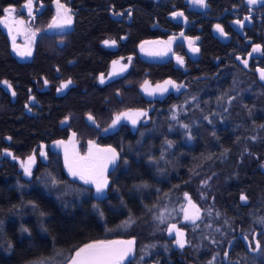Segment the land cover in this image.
Here are the masks:
<instances>
[{"label":"trees","instance_id":"1","mask_svg":"<svg viewBox=\"0 0 264 264\" xmlns=\"http://www.w3.org/2000/svg\"><path fill=\"white\" fill-rule=\"evenodd\" d=\"M168 1L60 0L74 17L73 30L67 37L64 51L68 59L66 67L61 66L63 61L60 60L62 35L45 30L54 15L55 0H34L33 8L38 13L33 26L39 33L30 63L14 59L8 33L0 23V138H11L5 148L22 159L37 152L42 143L51 144L73 133L78 144L91 141L97 125L103 129L111 120L108 104L103 102L104 95L100 96L102 89L93 83L107 71L111 59L131 57L132 61V68L125 76L130 87L116 86L120 94V100L115 99L116 112L125 107V102L137 93L143 81L156 83L171 77L170 68L155 62L157 56L144 63L136 53V46L141 42L161 36L159 27L171 26L166 20L170 13ZM24 3L25 0H0V19L5 15V8L14 6L18 10ZM227 8L230 9V4ZM210 9L213 13L221 12L220 0ZM194 14L200 17L205 13ZM201 25L200 56L187 78L194 82L188 84L185 98L170 109L171 114L178 112V136L176 130L174 132L176 120L160 118L155 110L147 140L148 149L153 153L159 150L154 147L160 145L166 154L167 141L179 144V201L188 193L203 209L201 220L184 228L188 243L179 253L185 261L194 263L203 262L209 247L218 251L232 236L249 235L264 225L259 222L264 218V85H253L250 73L230 61L227 73L232 80L223 88L220 77L219 80L213 77L215 69L219 68L216 62L220 60L223 45L211 36L207 22ZM198 30L197 26L195 31ZM109 38L116 41L113 55L101 46L103 39ZM54 73L58 77H54ZM45 79L48 84H57L60 79H71L73 83L66 95L58 96L55 87L44 90ZM3 81H8L11 88ZM29 90L40 95L35 116L24 113ZM13 92L20 98L14 99ZM89 114L95 118V124L87 121ZM65 122V126L61 125ZM183 124H187L188 129L183 128ZM164 158L172 159L171 156ZM54 162L53 168L36 176L31 199L20 197V201H16L13 191L0 181V264H31L42 258L48 264H64L75 250L88 243L115 237L140 241L143 229L150 224V216L144 212L134 213L129 230L120 233L117 229L125 224L126 215L90 213L88 204H80L82 197L87 199L86 187L62 180L58 162L55 159ZM11 164L10 159H5L0 178L15 176ZM148 165L156 167V164ZM166 171L171 175V171ZM192 173L198 175L196 180L215 175L209 188L211 193L206 198L199 199V189L194 187L196 180L190 176ZM143 176L142 167L132 166L131 172L117 182L118 197L110 206L149 207L136 192L144 190L140 185L155 184ZM51 177L59 181L57 186L45 185L44 181ZM19 193L22 194V189ZM242 194L247 197L246 201L240 199ZM80 208L82 213L75 211Z\"/></svg>","mask_w":264,"mask_h":264},{"label":"flooded vegetation","instance_id":"2","mask_svg":"<svg viewBox=\"0 0 264 264\" xmlns=\"http://www.w3.org/2000/svg\"><path fill=\"white\" fill-rule=\"evenodd\" d=\"M218 2L219 0H207V7L201 8L198 5L192 4L191 0H169L168 4L170 5V13L166 15V20L171 23V26L170 24H165V26L159 27V31L161 33V36L159 38L150 41L146 40L136 46L137 55L145 63L155 56H149L146 55L145 52H142L140 49L141 44L145 45L146 50L165 51L166 46L164 43L145 42H166L172 36L177 37V39L174 40L171 45V52H168L167 55L157 56L155 59V62H157V64L161 66L166 65L168 69L170 68L172 71V76L160 82H151V84L154 87L157 83H163L165 80H172L178 85H183V87L179 91H176L175 89H172L170 87L169 91L164 93L163 96L157 95L154 97H149L141 91V86H139L137 93H135L134 96L128 98V101H126L124 104L125 107L120 111L125 112L142 110L147 112V116H141L135 126H133L131 122H122L110 132L103 131V129L109 127L114 115L120 113L115 111V99L118 98V100H120V94L117 95V93L119 92L116 90V86L123 84L126 87H130L131 84L128 80H126L125 76L128 70L132 68V61H129L128 58L119 59L121 61V65H127L126 71L120 73L119 75L110 76L113 71L112 62L115 61V59H111L108 62L109 66L107 71L103 74L105 83H100V76L95 78L93 82L94 85L102 89L101 94L100 92L99 94L100 96L104 95L103 102L108 104V111L110 110L109 115L111 117V120L105 128H95L94 137L91 141L87 142L88 144L85 149L82 146H79L77 142H75L74 137L68 136L66 139L56 140L51 144L42 143L37 152L33 151L31 154H28L24 158L19 159L16 156L10 157L5 154L6 151L10 152L8 148H5L10 144V140L8 138H0V168L3 169L5 167V159L7 160L8 158L12 161L11 166L15 172V176H13L12 178H5L1 176L0 181L2 185L10 188V190L13 191L16 201H20V197L21 199H26L27 197L29 199L32 198V196L30 195L32 194L31 191L35 186L36 176H40L47 169L53 168L55 159L58 162V167L63 174L62 180L75 182L79 186H82L84 188L86 187V189L88 190L86 196L87 199L85 197H82V201L80 202V204H88V206H90V209H88L90 213L92 212L94 214H97L100 212H107V214L111 216L117 214L124 216L126 215V221H128L129 217L133 216L134 213L144 212L146 213V215L150 216L148 217V219H150V224H148V226L143 229V232L141 233L142 237L139 242L134 238L123 237L99 240H134L135 259L133 260V264H210V261H213V257H215L213 264H264V232L258 234L255 239H253V234L255 232H260L264 228V225L256 228L249 235L236 234L232 236L218 251L215 249L212 250V248L209 247L205 252L203 262L194 263L185 261L182 257L179 256L181 248L175 243V234L173 233V235L170 236L167 233V223L162 224V226H158L154 223L155 219H152V215H157L160 211H164V209L167 208V212L171 213L172 216L177 215L175 220L171 223H176L178 228L182 227L184 231V228L189 225H193L189 224L190 222L183 221V213L182 220H180L179 215V181L181 179L179 176V144L174 143V145H172L171 147H169L168 145L164 146L166 148V154H164L161 150L163 146L159 145L154 147V149L159 148V150H155L156 153H153V151H149L148 148L150 146L147 143V140H149L148 131H150L151 127L153 126L152 117L155 110L156 114H158L160 118H169L172 117L173 114L176 115V128H174V132L176 130L175 135L176 137L178 136V112L171 114L170 109H173L174 105L176 106L178 104V101L183 100V98H185L186 94L188 93V84L194 82V79L187 78L190 77V72L195 69L193 66L200 56L199 51H191L188 45V39L186 38H191L192 40H194V46L199 49L198 44L200 42L199 34L201 32L200 27H202L201 23L207 22L209 28H211V36L221 45H223L220 49V60L216 62V65H219V68L215 69L216 73L213 75V77L218 80L220 77V83L223 85L222 87L226 88L232 80V76H228L227 73V71L229 70L228 62L230 61H234L240 68V70L250 73L253 79V85H264V80L260 79V74L257 71V69H264V5H260L258 3L256 6H252L250 11V6L247 4V0H220V5L223 9L221 10V12L218 11L213 13L210 8ZM229 4L230 9L227 8ZM176 11L183 12L184 16L174 19L173 17H171V14ZM195 12H204L205 14L200 17H195ZM246 15L250 16L251 20L245 21L244 27L241 28L239 25L233 23V21L235 20H242ZM71 17V25L63 28L61 31V35L63 37V55L60 56V60L63 61L61 65L62 67H66L68 64L66 52L64 51L66 49L65 46L67 44V37L69 34H71L74 26V17L73 15H71ZM110 18L115 19V17L113 16H110ZM218 23L221 24V26L224 28L226 36H221L219 32L214 33L215 25ZM197 26L199 30L195 31ZM181 33H183L184 35L181 36ZM104 40L113 39L109 38L103 39V41ZM103 41L101 42V46L103 47V49L107 50L108 54L113 55L115 53V47H106L103 44ZM257 44L261 46V52L252 53V55L249 56V53H251L252 51V47ZM149 46L151 47V49H149ZM10 52L16 61L20 63H30V61L32 60L34 48L32 49V55L25 58L19 57L13 50V48H10ZM177 55L184 58L183 66L177 63ZM237 56H239L240 59H237ZM243 60L247 61V66L242 63ZM50 67L53 68L54 66L51 65ZM119 68L120 65L117 66V71H119ZM143 75L144 77L146 76V71L143 72ZM53 76L58 77L56 73H54ZM40 79L43 80V77H40ZM62 81L67 80L60 79L57 84H48L47 87L44 84V90L47 91L50 90V88L55 87V95L64 96L68 93L69 88L63 90L62 92H57V88L60 86ZM33 82L35 83V80H33ZM5 90H8L6 86ZM225 91L226 89H223V93H225ZM39 92H41V89L39 90ZM13 98H20V95L15 94ZM41 98L44 99L43 97ZM26 100L27 103L24 104V113L27 116H35L37 114V105L40 103V95L36 96L34 95L32 90H29V95L26 96ZM25 105H27L28 107H25ZM165 106H169V108H165ZM29 108L31 109V111H29ZM89 124L92 125L93 123L91 122ZM61 125L65 126L66 122L62 123ZM69 139L71 140L70 148L74 155L78 154L79 156H86L88 147L90 146L89 142H92V144L94 145L92 151L94 154L96 153L97 149H115L118 159L116 160L113 170H107L104 174L107 177L108 186L105 189V193L102 197L98 198L95 195L94 185H86L78 178H73L72 176H70L67 172V169L65 168L62 155L54 151L55 142L61 140L67 141ZM177 141L178 139H175V142ZM41 146H43L42 150L46 153V157L40 156ZM30 155H35V163L32 165V175L29 177L24 175V172L20 168L19 162H24ZM164 156H171L172 159H165ZM13 157H15V159ZM151 163L156 164V167H150L148 164ZM132 166L142 167L144 173L143 178L149 179L151 183L155 184L151 186L148 185V187L143 188V191L136 192L137 196L140 197V199L144 200V204L148 203L150 206L145 208L143 206L133 208L131 206L128 207L126 203L127 207H125L124 209L113 208L110 206V203L118 197L115 189L117 187V182L123 179L126 174L131 172ZM166 169H168V171H171V175L168 174ZM21 189L22 194L20 195L19 192ZM130 195L131 193L129 194V196ZM136 202L141 205V202ZM196 204L200 208V205L198 203ZM153 205H155L156 207H154ZM103 206H105L106 208H104ZM173 209H175V211H173ZM75 211L80 213L83 212L82 208L76 209ZM128 226L131 227V224ZM241 236L247 237L246 244H244V241L241 240ZM232 239L235 240L232 246L228 248V244ZM141 240L145 242L147 241L146 243L144 242L145 245L139 244L141 243ZM256 242H260V250L256 249ZM144 246L145 248H149L152 251H149L150 253L148 254H144L145 252H142L144 251ZM225 253H227V256H225ZM141 255H144L143 261L139 260V257ZM125 264H128V262L125 261Z\"/></svg>","mask_w":264,"mask_h":264},{"label":"snow or ice","instance_id":"3","mask_svg":"<svg viewBox=\"0 0 264 264\" xmlns=\"http://www.w3.org/2000/svg\"><path fill=\"white\" fill-rule=\"evenodd\" d=\"M55 3L57 5V16L53 18L49 27L63 29L65 27L70 26L72 23V17L71 15H69L70 10L66 8L64 4L60 2V0H55ZM191 3L194 5H198L201 8L207 7V0H191ZM258 3L260 5H264V0H247V4L250 6L249 7L250 11L252 6H256ZM33 6H34V0H25L22 10L26 9L28 16L34 19ZM60 10H63L62 14ZM16 11L17 9L14 6H9L8 8H5L3 12L6 15H4L2 19H0V23H4L5 26L7 27L8 26L7 21L13 18V14ZM117 15H122V14L117 13ZM171 15L175 19L178 17H183L184 13L176 11L173 12ZM250 20L251 17L246 15L243 17L242 20L238 19L233 21V23L239 25L242 28L244 27V22ZM14 23H16L17 25H23L25 21L23 19H17L14 20ZM215 30L219 32L221 36H226L224 28L221 26V24L219 23L216 24ZM9 32L11 33V29H9ZM180 35L183 36L184 34L181 33ZM35 36L36 33L32 32V37L35 38ZM176 39L177 37L172 36L166 42H145V43H164L166 46L165 51L146 50L144 44L140 45V49L142 52H145V54L149 56L167 55L168 52H171V45L173 41ZM186 39H188V45L191 51L198 52L199 49L194 46L195 43L194 40H192L191 38H186ZM103 44L106 47H115L116 41L104 40ZM13 50L21 58L30 57L32 55L31 47L28 44H26L25 47L21 49L19 46L16 45L15 37H13ZM260 52H261V46L259 44L254 45L252 47L251 53H249V56H251L252 53H260ZM236 58L240 59L239 56H237ZM128 60L131 61V57H129ZM176 61L179 65L183 66L184 58L182 56L177 55ZM242 63H244L245 66H247L246 60H243ZM118 65H120L119 71H117ZM112 68L113 71L110 74V76L119 75L120 73L126 71L127 65H121L120 60H115L112 62ZM257 71L260 74V79L264 80V69H257ZM99 81L101 84L105 83V78L103 74L100 75ZM3 83L7 85L9 88H11V84H9L8 81H3ZM48 83L49 82L45 79L44 80L45 86H47ZM72 83L73 81L71 79H68L67 81H62L60 86L57 88V92L59 93L69 88V86L72 85ZM170 87L172 89H175L176 91H179L183 87V85H178L172 80H165L162 84L157 83L153 87L150 81L145 80L141 85V91L149 97H154L157 94L163 96L164 93L169 91ZM12 95L15 96V92H13ZM117 95H119V93H117ZM25 107L28 106L25 105ZM29 111H31L30 108ZM141 116H147V112L142 110H137V111H125V112L117 113L114 115L113 119L111 120L109 127L103 129V131L108 132L110 130H114L122 120H128L131 122L133 126H135L137 124L138 119ZM205 118L207 119V117ZM87 119L95 124V118L91 114L88 115ZM172 119L173 120L177 119L175 114H173ZM209 122L211 123V121ZM181 126L185 129H188L189 127L187 124H183ZM97 127H99V125H97ZM73 136H75V133H73ZM190 138L191 137L189 136V139ZM8 139L11 138L9 137ZM89 143H90V150L86 156H79L78 154L74 156H70L67 148H65V167L68 169L69 174L73 178H78L86 185H94L95 195L99 198L104 195L105 189L108 186V180L104 174L107 171L109 164L114 165L116 163L118 156L115 149L112 148L97 149L96 153L94 154L91 151V148L94 147V145L92 144V142ZM56 144L58 146L64 145L65 142L57 141ZM167 144L169 147L172 146L171 141H167ZM42 149L43 146H41L40 156L46 157V153ZM5 154L10 157L13 156L11 152L6 151ZM13 158L15 159V157ZM34 163H35V155H30L26 161L21 163V167L23 168V172L25 176L30 177L32 175V165ZM44 183L46 186L48 184L57 186L59 184V181H57L55 177H51L50 179L45 180ZM202 183H206V182H202ZM139 187L146 188L148 187V185L143 184L140 185ZM184 199L187 201V204L186 205L182 204L180 208V211L183 213V221L190 222L193 225H196V222L201 220V209L197 206L195 202L192 201L188 193H184ZM240 199L242 201H246L247 197L242 194ZM33 207H35V205H33ZM173 211H175V209H173ZM165 212H167V208H165L164 211L159 212V214L155 218L161 224H165V223L168 224L166 228L167 233L170 236L173 235L174 233L176 245L179 246L180 248H184L186 243H188V241L185 239L184 231L178 228L176 223H168L171 213H169L168 216H166ZM41 215H44V213H41ZM133 222L134 221L132 220V218L129 217V220L125 221V225H130ZM259 222L264 224V218H261ZM23 231H27V229H23ZM245 239H247V237H245ZM253 239H255V237H253ZM134 245H135L134 240H108V241H98L95 243H88L85 244L83 247H79L77 250H75L74 255L69 258L67 264H125V261H127L128 264H133V260L135 259ZM255 247L257 250H260V242H256ZM145 254H146V250H145ZM225 256H227V253H225ZM139 260L143 261L144 255H141L139 257ZM214 260L215 257H213V261H210V264H213ZM33 264H48V262L42 258L41 260L33 262Z\"/></svg>","mask_w":264,"mask_h":264},{"label":"rangeland","instance_id":"4","mask_svg":"<svg viewBox=\"0 0 264 264\" xmlns=\"http://www.w3.org/2000/svg\"><path fill=\"white\" fill-rule=\"evenodd\" d=\"M64 6L70 10V8L68 6H66L65 4H64ZM22 8H23V5L21 6V8H19L17 10V12H15L13 14V18L10 19L9 21H7V24H8L7 27L5 26L4 23H1V25L6 30V32L8 33V36H9V39H10L11 48H13V37H15V43L21 49H23L26 44H28L31 47V49H33L34 48V44H35V38H37V33H39L38 32V29H36L33 26L34 21L36 19V14L38 12L36 11V9L33 8V16H34V19H33L32 17H29L28 16L27 10L26 9H23L22 10ZM40 8H41V5H39V9ZM54 8H55L54 9V15H53L52 19L47 23L45 30L47 32H51L52 31L51 33L61 34L62 29L50 28L49 27V25L51 24L53 18L57 16V5H56L55 2H54ZM60 11H61V14H62L63 10H60ZM69 15H72L71 10L69 12ZM17 19H23L25 21V23L23 25H17L16 23H14V20H17ZM9 29H11V33L9 32ZM32 32H35L36 33L35 38L32 37ZM61 42H62V40H61ZM149 49H151L150 46H149ZM143 82L140 84V86L143 84ZM69 137H75V136H73V134H72ZM75 142H76V140H75ZM78 142H77V144H78ZM87 144L88 143H86L84 145L83 144H78V145L79 146H82L85 149L86 146H87ZM21 163H22V161L19 162V164H20V168L23 171V168L21 167ZM194 173H196V172H194ZM190 176L194 180H196L195 179L196 176L198 177V175H194L193 173L190 174ZM214 176H215L214 174H210V175H208L206 177L205 176H201L200 179H198V180L195 181L194 187H197L199 189V192L197 194L199 196V199L206 198V196L211 193V192H209L210 191L209 188L212 186L211 184H213L214 181H215V180H212ZM202 182H206V183H202ZM193 191L196 194V189H194ZM94 192H95V187H94ZM191 199H193V198H191ZM182 204L186 205L187 204V201L185 199H183V200H181V202H179V215H180V220H182V212L180 211V208H181V205ZM154 207H156V206H154ZM200 209H201V213H203V209L201 207H200ZM168 214H169L168 212H165V215L166 216H168ZM157 215H152V219L153 218L155 219L154 220V223L155 224H157L158 226H162V224L155 218ZM176 216L177 215H174V216L171 215L169 217L168 223L173 222L175 220ZM189 224H192V223H189ZM128 228H130V226L123 224V225H120L117 230L120 231V233H121V232L128 231L129 230ZM180 229L183 230L182 227ZM144 242L145 241L141 240V243H139V244L145 245V243L147 241L145 243ZM143 250L144 251H142V252H145V250H146V253L147 254L150 253L149 251H152L149 248H145V246L143 247ZM31 264H33V263H31Z\"/></svg>","mask_w":264,"mask_h":264},{"label":"water","instance_id":"5","mask_svg":"<svg viewBox=\"0 0 264 264\" xmlns=\"http://www.w3.org/2000/svg\"><path fill=\"white\" fill-rule=\"evenodd\" d=\"M171 17H172V16H171ZM216 32H217V31L215 30L214 33H216ZM161 84H162V83H161ZM157 95H159V94H157ZM157 95H156V96H157ZM87 121H88L89 123H91V121H89L88 119H87ZM122 122H130V121H128V120H122L120 123H122ZM118 125H119V124H118ZM118 125H117V126H118ZM117 126H116V127H117ZM110 131H112V130H110ZM110 131H108V132H110ZM61 141H62V140H61ZM64 142H65L64 145H59V146H58V145L56 144V142H55V143H54V151L62 155L63 160H64V165H65V148H67V150H68L70 156H74V153L72 152V150H71V148H70V142H71V140L69 139V140L64 141ZM89 150H90V146L88 147V152H87V154L89 153ZM91 151H93V147L91 148ZM114 166H115V164H114V165L109 164L107 170H113ZM65 168H66V167H65ZM66 169H67V168H66ZM67 172H68V169H67ZM68 174H69V172H68ZM69 175H70V174H69ZM70 176H71V175H70ZM190 211H192V210H190ZM263 232H264V228H263L260 232H255V233L253 234V237H256L258 234H261V233H263ZM240 238H241L242 241H244V244L247 243V239H245L244 236H241ZM117 240H130V239H117ZM234 240H235V239H232V240L230 241V243L228 244V248H230V247L232 246ZM134 248H135V245H134ZM73 255H74V254H73ZM73 255H72V256H73ZM72 256H71V257H72ZM68 260H69V259H68ZM67 262H68V261H67ZM67 262L64 263V264H67Z\"/></svg>","mask_w":264,"mask_h":264}]
</instances>
